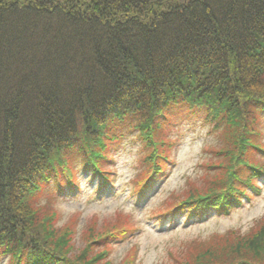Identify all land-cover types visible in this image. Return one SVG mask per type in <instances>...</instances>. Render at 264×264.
<instances>
[{
	"label": "trees",
	"instance_id": "trees-1",
	"mask_svg": "<svg viewBox=\"0 0 264 264\" xmlns=\"http://www.w3.org/2000/svg\"><path fill=\"white\" fill-rule=\"evenodd\" d=\"M187 111L218 143L149 211L161 224L228 214L262 189L264 0H0V263L137 264V246L110 258L137 226L132 213L91 216L75 252L79 216L56 224L55 191L97 170L100 188L111 182L131 135L130 191L146 195L174 159ZM184 247L164 264H264V214L246 232Z\"/></svg>",
	"mask_w": 264,
	"mask_h": 264
},
{
	"label": "rangeland",
	"instance_id": "rangeland-1",
	"mask_svg": "<svg viewBox=\"0 0 264 264\" xmlns=\"http://www.w3.org/2000/svg\"><path fill=\"white\" fill-rule=\"evenodd\" d=\"M174 128L176 131L173 137L177 138L174 159L165 177L155 181L154 189L145 199L138 202L135 197H130L131 181L138 173L140 147L139 142L131 135L120 143L114 155L112 196L104 194L100 199L92 191L95 188V185L92 187L90 184L93 180L88 181L89 178L86 177L80 181L81 189L78 195L68 194L57 199V208L62 216L56 224L63 225L71 216H79V220L74 221L78 229L72 241L75 252H79L85 245L81 238L83 225L93 215L99 218L104 216L111 218L110 216L116 211L123 210L127 214L132 213L131 215L136 218V227H142L143 231L140 234L132 233L131 237L120 240L114 245L110 250V258L114 262L124 259L132 246H137V264H164L169 261L170 252L173 255H183L182 251L187 249L184 247L185 244L196 237L205 239L232 229L246 232L255 220L264 214V179H262L261 192L246 200L228 215L211 213L206 218L185 222L188 221L187 214H183L173 223L160 227L153 220H148L150 210L165 200L171 192L185 188L188 179L195 178L200 164L209 158L206 148L210 145L217 146L218 143V137L210 131V126L204 123V120L198 119L193 111H187ZM56 193L57 191L55 195ZM171 248L176 249L172 251Z\"/></svg>",
	"mask_w": 264,
	"mask_h": 264
}]
</instances>
